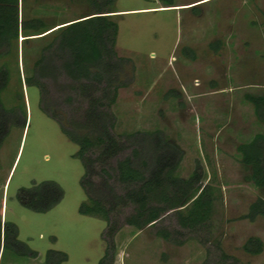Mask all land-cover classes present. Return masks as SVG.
Masks as SVG:
<instances>
[{
    "label": "rangeland",
    "instance_id": "obj_1",
    "mask_svg": "<svg viewBox=\"0 0 264 264\" xmlns=\"http://www.w3.org/2000/svg\"><path fill=\"white\" fill-rule=\"evenodd\" d=\"M192 1H115V51L131 63L123 79L127 86L119 89L109 112L114 135L160 131L177 146L182 159L175 176L187 179L197 168L200 185L214 191L212 215L205 228L193 232L181 229L172 212L137 230L124 221L132 208L118 207L110 215L118 229L113 264H264V216L246 218L249 206L264 199V190L250 181L237 152L240 144L264 135V122L244 99L264 95V0H205L176 7ZM19 7L29 18L43 19L50 31L87 11L83 0H22ZM32 34L20 33L9 56L0 59L10 70L0 100L5 108L25 109V121L13 125L0 146V217L16 226L17 240L29 249L26 255L6 250L0 264H44L49 250L65 253L63 264H98L107 225L78 213L86 200L78 147L44 112L38 89L23 81L44 44L38 39L44 34ZM185 47L194 59L182 54ZM46 89L67 119L86 107L82 99L68 107L49 83ZM19 119L18 114L13 122ZM114 164L110 160L108 168ZM46 181L63 192L55 206L35 212L20 205V189ZM110 183L121 193L113 179ZM160 230L170 239L159 236ZM250 237L263 242L260 254L242 250Z\"/></svg>",
    "mask_w": 264,
    "mask_h": 264
},
{
    "label": "trees",
    "instance_id": "obj_2",
    "mask_svg": "<svg viewBox=\"0 0 264 264\" xmlns=\"http://www.w3.org/2000/svg\"><path fill=\"white\" fill-rule=\"evenodd\" d=\"M22 0H0V59L12 51L20 33L44 34V39L30 75L24 78L26 86L38 89L44 112L55 120L66 138L77 145L75 155L83 166L80 185L86 200L78 207L82 216L104 221L103 234L106 248L98 264H113L114 241L117 232L110 220L111 213L121 206H130L132 212L125 217L128 226L137 230L159 222L172 212L178 226L187 231L205 228L210 221L215 196L213 188L200 185L197 168L187 179L175 176L182 159L181 150L162 138L160 131L135 132L114 135V116L109 109L116 103L118 91L127 86V68L130 59L119 57L115 51L118 25L113 19L116 0H83L87 11L74 21L50 31L52 28L41 18H29L20 9ZM170 6V5H169ZM50 31V32H49ZM48 32V33H47ZM30 35H24L28 37ZM29 39H25L27 41ZM217 49V45H213ZM182 54L194 59L191 49L185 47ZM10 70L6 63L0 65V93L7 87ZM46 83L63 102L73 107L82 99L86 107L81 115L72 119L62 116L49 99ZM244 99L252 105L255 118L264 122V95L246 94ZM20 115L17 123L13 122ZM23 106L5 108L0 100V146L13 125L25 120ZM129 151L123 158L118 156ZM240 162L250 171V181L264 190V135L256 134L249 142L237 147ZM118 158V159H117ZM115 160L114 167L108 162ZM97 178V181L94 179ZM114 180L121 193L111 185ZM61 188L54 182H42L18 191L17 200L24 208L44 212L55 206L62 198ZM264 216V199H256L246 218L250 221ZM164 240L170 235L158 231ZM13 250L26 255L29 249L17 240V228L0 217V254ZM263 242L250 237L242 246L249 255L262 252ZM34 257L35 253L30 252ZM67 255L49 250L44 264H63Z\"/></svg>",
    "mask_w": 264,
    "mask_h": 264
},
{
    "label": "crops",
    "instance_id": "obj_3",
    "mask_svg": "<svg viewBox=\"0 0 264 264\" xmlns=\"http://www.w3.org/2000/svg\"><path fill=\"white\" fill-rule=\"evenodd\" d=\"M203 1H205V0H194L192 2H188V3H183V4H180V5H176V7L190 6V5H193V4L201 3ZM200 5H202V4H200ZM168 7H171V6H167V7H163V8H168ZM2 256H3V253L1 252V254H0V262H1Z\"/></svg>",
    "mask_w": 264,
    "mask_h": 264
},
{
    "label": "water",
    "instance_id": "obj_4",
    "mask_svg": "<svg viewBox=\"0 0 264 264\" xmlns=\"http://www.w3.org/2000/svg\"><path fill=\"white\" fill-rule=\"evenodd\" d=\"M58 28V27H57Z\"/></svg>",
    "mask_w": 264,
    "mask_h": 264
}]
</instances>
